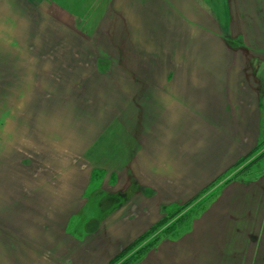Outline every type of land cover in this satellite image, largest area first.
<instances>
[{
	"label": "rangeland",
	"instance_id": "rangeland-1",
	"mask_svg": "<svg viewBox=\"0 0 264 264\" xmlns=\"http://www.w3.org/2000/svg\"><path fill=\"white\" fill-rule=\"evenodd\" d=\"M174 1L183 6L185 21L198 27L197 38L231 39L229 46L240 56L219 58L218 66L231 67L232 76L237 73L243 84L255 83L257 95L264 97V68L255 74L256 66L264 65V55L244 49L247 57L242 59L240 51L248 39L264 36L263 19L252 26L247 0ZM22 2L0 0V252L9 244L3 261L127 263L146 244L153 243L155 250L165 238L173 242L184 236L212 204L227 212L249 210L246 194H264L261 188L243 192L239 185L230 187L245 179L264 183L263 121L251 126L248 142L225 138L214 132L212 123L204 124L208 113L201 108V125L193 129L185 123L190 136L184 145L176 144L178 127L168 124L174 137L168 140V152L183 149L185 167L191 169L177 170L176 165L164 175L149 171L145 158L152 156L144 153L162 151L160 139L151 138L161 131L156 120L165 109L150 97V77L139 69L155 66L149 51L138 55L131 38L79 33L61 12L60 18L53 16L48 0L44 5L50 11L36 8L38 0ZM252 56L259 60L248 59ZM171 114L175 118L177 110ZM123 134L130 142L128 161ZM138 140L143 146L131 151ZM140 151L142 156L136 153ZM114 159L120 163L118 170L112 169ZM225 193L233 198L223 201ZM221 219L224 225L230 221ZM221 232L212 223L209 230L200 226L195 250L176 245L177 253L193 256L191 264H207L212 248L220 246L216 264L243 263L237 252L234 260H225L224 247L229 258L230 244ZM177 253L161 250L149 264H177ZM146 255L135 264H144Z\"/></svg>",
	"mask_w": 264,
	"mask_h": 264
},
{
	"label": "crops",
	"instance_id": "crops-1",
	"mask_svg": "<svg viewBox=\"0 0 264 264\" xmlns=\"http://www.w3.org/2000/svg\"><path fill=\"white\" fill-rule=\"evenodd\" d=\"M23 1L22 3L25 4L31 0ZM46 1L38 0L35 7L50 11V8L44 5ZM48 1L50 2L48 4L49 7L55 11L53 12L52 10L53 16L60 18L57 12H61L64 14L65 20L67 19L71 23V25H68L71 27L75 26V28L77 26L80 30L79 33H84L88 37L91 36L90 38H98L100 36L105 38H131V42L135 44L134 49L141 52L138 55H146V52L149 51V57L152 59L151 63L155 66H149V68L139 67V69L143 68L146 70V72L142 73L150 77L151 82L148 83V86L153 89L150 90V97L153 101H156V98L159 99L161 102L159 105L165 108L161 113V118L156 120L160 124L159 129L161 131L155 132L151 138L152 142L160 139L162 151H155L153 154L144 153V156H152L145 158V168L149 171L159 170L161 175H164L173 170L176 165L178 166H176L177 170L185 171L191 169L188 166L185 167L187 160H185V154L182 156L183 149L177 148L172 153L168 152V140L172 141L174 138L169 135L171 132L168 124L178 127L175 132L176 144L184 145L186 138L190 136L185 134V123H187V126L192 123L193 129L196 128L197 123L201 125V108H207L204 112L208 113L204 124L209 125V123H212L211 127L215 129L214 132L219 131L225 138L239 137L248 142L250 138L248 133L251 132V126L253 127L254 123L259 126V123L264 122V112H262L264 97L257 95L259 89H257L255 83L243 84L236 73V69L234 70L236 75L232 76L231 67L218 66L219 58L228 60L240 56L239 52L234 50V45L232 47L229 46L232 45L231 39L197 38L198 27L194 23L185 21V16L180 13L183 10V6L178 2L174 0ZM3 3L5 4V2ZM247 5L250 10L252 26L256 23L259 25L261 19L264 21V0H247ZM42 6L45 8H42ZM1 9L8 10L7 7H2ZM168 12L172 14L168 15ZM174 13L179 16H175ZM110 21L112 22L111 25ZM198 33L201 37V32L199 31ZM0 35L4 37V35ZM186 38L187 41H185ZM262 38L264 36L248 39V46H243L245 48L240 49L243 52L242 59L247 57L244 53L246 49L250 50L251 53H256L258 56L259 54L264 55ZM149 57L139 56L140 59H150ZM257 58L248 57V59L258 61L259 58ZM199 59L204 66H200L197 61ZM169 60H172L171 64ZM240 66L244 65L241 63ZM263 68V64L256 66V77H258L257 74L261 73ZM240 70H242L241 67ZM259 79L262 78L259 77ZM196 108L197 110H195ZM174 110H177L178 113L175 118L171 114ZM191 110L192 115L190 116ZM143 137L145 138L144 132ZM114 139H119V137L114 136ZM120 139H123L124 145L127 146L128 161L130 159V142H125L124 134ZM142 146L143 144L139 145L138 140V142L134 143L136 150L131 149V151H137ZM136 153L137 155H143L141 151ZM169 155H171V158ZM125 161L123 160V164ZM110 163H113L112 169L117 168L116 170H118L120 168V163L117 159L112 160ZM140 166L141 164H138V167ZM131 169L133 167L130 166ZM169 176L172 177V174ZM179 176V174L176 175L177 181L180 179L178 178ZM161 178L165 179L164 176H161ZM145 183L148 184L147 180ZM260 183L245 179L234 182L235 185L231 184L230 187L235 188L236 185H239L241 189L245 188L243 192L248 190L250 192L252 187L263 190L264 183ZM246 195L247 197L249 196L248 202L252 204L249 210L227 212L226 210H216V203L212 204L210 208L208 207L195 218L192 230L173 242L165 238L157 249L151 250L146 255L144 264L154 261L161 250L177 253L176 245L195 250V245L198 243V240H196L197 229L203 226L209 230L211 223L213 224V230L217 226L222 229L220 234H225V244H227V241L230 244L229 258H227L226 253L227 247H224L225 260H234L233 253L237 252L243 256L241 259L243 263L241 264H264V194L256 195L250 193ZM229 196L233 198V194L225 193V195H221L222 199L224 198L223 201ZM232 198L229 199L233 202ZM223 214L224 216H222ZM221 217L224 219L228 218L230 221L224 225L220 221L222 220ZM6 229L8 230V227H5L4 233L8 234V232H5ZM0 231L3 233L2 228ZM193 234L194 238H191ZM204 234H209V231ZM234 239H237L238 245H234ZM3 249H5L7 257L9 244L6 248H2L0 252V264H8L7 258L3 261ZM222 249L220 246L213 247L211 259L208 260L207 264H216V253ZM176 261L177 264H191L195 262V259L193 256L188 258L185 256L181 257L177 253Z\"/></svg>",
	"mask_w": 264,
	"mask_h": 264
},
{
	"label": "trees",
	"instance_id": "trees-1",
	"mask_svg": "<svg viewBox=\"0 0 264 264\" xmlns=\"http://www.w3.org/2000/svg\"><path fill=\"white\" fill-rule=\"evenodd\" d=\"M134 245V243L132 244V245H129V248L131 247V246H133ZM147 245V244H146ZM143 246V247H141L140 248V250H138L137 252H136V256L134 257L135 259H133L132 260V258L133 257H130L128 260V262L126 263V262H122V263H120V264H135L136 262H138L139 260H141L142 259V257L144 256V255H146L148 252H150L151 251V247H153L154 245H153V243H149L147 246ZM128 248V249H129ZM122 254V253H121ZM120 254V255H121ZM132 260V261H131ZM131 261V262H130Z\"/></svg>",
	"mask_w": 264,
	"mask_h": 264
}]
</instances>
